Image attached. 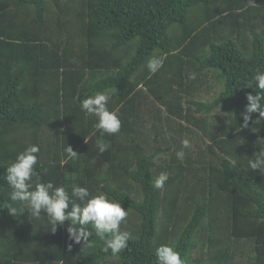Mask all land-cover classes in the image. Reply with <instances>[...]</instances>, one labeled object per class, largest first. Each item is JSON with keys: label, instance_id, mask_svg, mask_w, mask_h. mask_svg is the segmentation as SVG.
<instances>
[{"label": "trees", "instance_id": "16d2710c", "mask_svg": "<svg viewBox=\"0 0 264 264\" xmlns=\"http://www.w3.org/2000/svg\"><path fill=\"white\" fill-rule=\"evenodd\" d=\"M73 6L0 0V264H264V0Z\"/></svg>", "mask_w": 264, "mask_h": 264}, {"label": "rangeland", "instance_id": "374dc122", "mask_svg": "<svg viewBox=\"0 0 264 264\" xmlns=\"http://www.w3.org/2000/svg\"><path fill=\"white\" fill-rule=\"evenodd\" d=\"M76 1H79V0H65V3L67 4V2H73L75 6H73L74 8L69 10V8H67V15L66 16V20H62L63 22L64 21H67L66 24L69 23V18H71L72 20H76V17H77V6H76ZM61 6L62 7H65L67 5L63 4L61 2ZM55 11L53 9V7L51 6V4H48V7H47V14H46V20L47 22L51 25L54 23L55 21ZM57 14V13H56ZM75 28L76 26L74 27L72 24L69 25V29H68V32L65 33V30L63 31V33H65V35L67 37H69V34L72 35L75 40H77V37H75ZM71 38V40H72ZM77 45V43H76ZM76 50H78V45L75 47ZM193 78H199V79H202L204 83L201 84V87L198 88V92L197 90H193L191 92V97L194 99V100H202V101H205V102H211L212 100H214L218 93L220 92V88H219V85H218V82L216 80H214L213 76L211 75L210 72H202V73H198L196 70H193ZM242 103H239L237 102V100H233L231 102H228L224 105H221L218 107V109H216L214 111L215 114L217 115H220L222 117H224V122H227L228 123V119H232L235 115V112H236V108L241 106ZM148 111L145 112V115H142L144 117H148L149 120L151 121L152 118H150L149 116L151 115H154L153 113H149ZM214 116V115H213ZM226 117H227V120H226ZM152 123L154 125H157L158 123L157 122H154L152 120ZM162 124H165V126H171L172 129L176 128V124L174 123V125L172 123H167L166 122H160ZM147 127H151V125L149 123H147ZM175 130V129H174ZM154 135V132H150V136L152 137ZM172 138V137H170ZM160 136L159 138L157 139V141H160ZM173 139V138H172ZM174 139L175 141L177 142L178 141V138L176 137V135L174 136ZM169 140V139H168ZM200 143V142H198ZM176 143H171V146L173 147ZM201 144V147H204L206 148L207 144H204V143H200ZM194 146L193 145L191 148L193 151H190V153H186L185 150L181 149L179 150L177 153V155L181 158V160H184L183 158L185 156L191 158V159H195L197 158V150L196 148L194 149ZM150 148L152 150H149V153L152 152L154 150V145L153 143H151L150 145ZM169 154H170V151H169ZM206 159L210 158L209 154L206 152ZM170 157L167 156V155H158V157L156 158V162H155V166H159L161 163H163L164 161H167ZM113 211L117 212V215L120 216L121 218H126L129 214L128 212V209L123 207L122 205H115L114 208H113ZM121 229V228H120ZM228 244V245H227ZM231 246L232 250H231V253L233 255V263L232 264H248L249 263V260H248V257L247 256H253L251 255V251H252V246L251 244L246 241V240H241V241H234V240H230L228 242H225V243H222V246ZM206 251V249H204ZM192 257L193 258H201V259H204L201 257L200 255V252L198 251H195L193 252L192 254ZM108 264V262L106 263Z\"/></svg>", "mask_w": 264, "mask_h": 264}]
</instances>
